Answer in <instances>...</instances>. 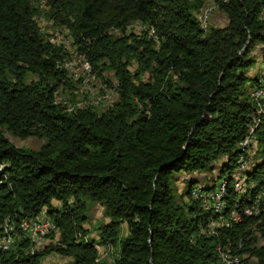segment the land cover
Instances as JSON below:
<instances>
[{"label":"trees","instance_id":"1","mask_svg":"<svg viewBox=\"0 0 264 264\" xmlns=\"http://www.w3.org/2000/svg\"><path fill=\"white\" fill-rule=\"evenodd\" d=\"M37 1L0 0V226L45 210L54 229L42 249L0 246V264H42L49 255L70 264H223L225 256L264 264V53L262 71L249 73L264 46V0H43L45 12ZM216 10L223 27L209 23ZM38 16L74 38L75 55L107 93L97 104L77 102L69 53L41 32ZM7 135L41 144L16 147ZM253 145L258 158L241 199L233 175ZM222 159L211 186L191 181L175 194V174L211 171ZM220 183L224 211L202 209L196 188L214 192ZM251 198L260 213L232 223ZM92 204L108 219L97 240L85 228ZM100 246L113 249L112 261L100 259Z\"/></svg>","mask_w":264,"mask_h":264},{"label":"rangeland","instance_id":"2","mask_svg":"<svg viewBox=\"0 0 264 264\" xmlns=\"http://www.w3.org/2000/svg\"><path fill=\"white\" fill-rule=\"evenodd\" d=\"M42 2H43V0H38L37 2H35V5H36V7L39 8V10L42 9V11L45 12L48 8ZM204 2H205L204 4H206V3H208V0H204ZM205 9H211V7H207ZM41 15H43V14H41ZM38 17H40V18H38ZM38 17H37V21L39 22L41 32L46 37H48V39H50L53 42V35H51L48 32H50V31L54 32L55 30H57L59 28H57L54 23H51L50 20L46 19V17H44V16H38ZM209 23L211 26H214V27H223L226 24V18L223 14H221L218 10H216L212 14V17H211ZM62 49L64 50V48H62ZM254 52L255 53H252L251 56H253V58L255 59L256 65L249 72L251 77H254L263 67V65L261 64V62H262L261 56L264 53V46L259 45L258 47H256ZM67 56H68V52H67ZM67 59H69L68 62L69 61L72 62L70 59L73 60L72 63H70V62L67 63L66 70H68L70 75H76V77H73V81H72L73 85H75V88H74V91L72 94L78 96L79 101H77V102L83 103L84 100L90 99V103L97 104L102 99V97L105 94H107L104 91L100 90V87H102V85H103L102 82L96 83L97 79H94L90 75V72L86 71L85 68H83L84 63L82 61H77V59L75 60V58H70V57H68ZM134 68L135 67L133 65L130 68L131 71H133ZM68 95H70L69 92H65L62 94L63 97H61V95H60V97L58 99L63 101V100H65L64 99L65 97H68ZM6 137L16 147H25V148H28L31 150H37L41 144L40 141L35 140V139H27L25 141H20V140H17L15 138L9 136V135H7ZM257 150H258V148L256 147V145H253L252 150L250 152L251 165L254 164L255 161H257V158H258ZM223 162H224V159L217 162L215 164L214 169L211 171H206V172H201V173H193V174H186L184 172L175 174V176H174L175 180L173 182V188L176 189L175 194L177 196L182 195V193L184 192V190L188 186L189 182H191V181H195L193 187H198L199 185L211 186L213 184V182L216 180L217 173L220 170V167H221ZM198 189H199V191L196 192V194L194 192V196L196 195L195 196L196 198L194 197V199L196 201L202 195H203L202 197H205L204 195L211 193L208 191H202L201 188H198ZM205 203H206L205 208L211 209V207H212V209H213L214 202L211 200V198L205 200ZM53 204L57 205L56 202H53ZM105 222H108V219L104 216L101 206L98 204H92L90 207V211H89V220L85 224V228L88 231L87 239L91 238V239L97 240V232L95 231V228L100 223H105ZM126 233H127V231H126V227L124 225V226H122V235L125 236ZM258 244L264 245V240L260 238L258 241ZM98 249H99L100 259L112 261V259L114 257V252H113L112 248H110V247L105 248V247L100 246ZM42 264H70V260L66 259V258H61V257L55 256V255H49L44 259Z\"/></svg>","mask_w":264,"mask_h":264},{"label":"bare ground","instance_id":"3","mask_svg":"<svg viewBox=\"0 0 264 264\" xmlns=\"http://www.w3.org/2000/svg\"><path fill=\"white\" fill-rule=\"evenodd\" d=\"M211 10H213V9L212 8L211 9H205V10L201 11V17H200V22L199 23H200L202 28L206 27L205 25H206V22H207V18L209 16ZM64 50L69 53V57L70 58H75V60L77 59V61H82L84 63L83 64V68H85L86 71L90 72V69H89L87 63L84 61V59L78 58L76 55H72L70 49L64 48ZM70 60L73 62L72 59H70ZM69 62L67 61V63H69ZM72 62H70V63H72ZM67 63L65 64V67H66ZM260 83H261L260 84V90L264 89V77L260 81ZM260 90L257 93V98L264 97V91H260ZM85 102H90V99L86 100ZM249 144H250V141L247 140V141H245L242 144V146L247 148ZM238 163H239V161H238ZM250 166H251V160L250 159H246V160L242 159L241 160V166L237 169V171L233 175L234 176V179H233V191H234V193H241V195H242L241 199L242 198L244 199V196L248 197L249 196L248 192L251 189L250 187H246L243 184L244 177H245L244 173H245L246 170H248L250 168ZM217 192H218V201H217V195H213V194H215ZM225 194H226L225 185L223 183H220L216 187L214 192H211L210 194L204 195L205 197H202L203 196L202 195L200 198H205V200L211 198V200L214 202L213 209L211 207V209L213 210V213L214 214H216V213L221 214L224 211V208H225V204L223 202L224 201L223 199L226 198ZM240 210H241L240 212H237L235 210L231 212L230 216L237 218V221H231L232 223L240 222L243 218L255 217V216H257L260 213L258 205L256 206V209L248 210V208H242ZM224 221L225 220H223L221 218L220 222L222 224L224 223ZM31 222H33L32 232H39V229L43 228V214H39L34 219H31V220H23L18 225V227H15V224L13 225V224L5 222L2 226H0L1 227L0 228L1 229L0 232L2 233V236L0 238V246L1 247H5L6 249L7 248H14L16 246V244L19 243L20 241H27V242H29V244H30L32 249H39L40 248V246H39L40 236L38 234H32V232L30 231L29 227L31 225ZM48 232H49V229H46V234L44 236V242L46 240L45 237L47 236ZM221 262L223 264H236V260L233 259V258L231 259V257H229V256L221 257Z\"/></svg>","mask_w":264,"mask_h":264},{"label":"built area","instance_id":"4","mask_svg":"<svg viewBox=\"0 0 264 264\" xmlns=\"http://www.w3.org/2000/svg\"><path fill=\"white\" fill-rule=\"evenodd\" d=\"M214 12H212V14ZM147 27L149 28L148 24H147ZM151 32H152V30H151ZM48 33L53 35L52 44H56L59 49L60 48L70 49L71 50V54L75 55V52H77V47L78 46L75 43L74 38L67 34V29H65V28L64 29H57L54 32L50 31ZM130 33H132L134 35H137V36L140 35L139 33H136L135 30L133 32H130ZM70 77H76V75H71ZM98 82H102V81L101 80H96V83H98ZM107 87H108V85H107ZM260 91H264V89H261ZM68 105H69L68 102L65 100L64 102H62L61 107L68 106ZM104 108H106V107H104ZM256 126L257 125L255 124V121L252 120V124L249 126V129H248V136L247 137H248L249 141H250V134L253 133V131L256 128ZM196 190H197V188H196ZM196 190H195V194H196ZM213 195H217V201H218V192L213 194ZM198 199L200 200V207H202V209L204 207H206L205 198H198ZM258 202H259V200L251 198V203H249L248 206H242V208H248V210L256 209V206H257ZM229 219H230V221H237V218L231 217L230 215H229ZM216 224L218 226V220H216ZM32 225H33V222H31V225L29 227L31 232H32ZM46 229H54V225H53V222L50 219L47 218L45 210H43V228L39 229V232H32V234H38L40 236V243H39L40 249H42L43 246L45 245L44 236L46 234ZM229 245L230 244H227V247H229Z\"/></svg>","mask_w":264,"mask_h":264}]
</instances>
